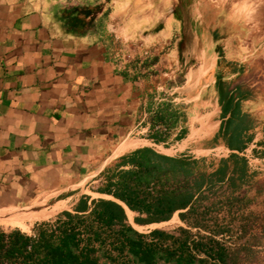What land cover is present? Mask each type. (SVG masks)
Instances as JSON below:
<instances>
[{
    "label": "crops",
    "instance_id": "1",
    "mask_svg": "<svg viewBox=\"0 0 264 264\" xmlns=\"http://www.w3.org/2000/svg\"><path fill=\"white\" fill-rule=\"evenodd\" d=\"M181 3L0 0V209L49 197L69 198L62 212L73 214L116 205L115 230L142 233L183 227L204 193L214 207L232 201L221 189L247 187L255 174L238 152L257 142L264 155L251 43L224 38L198 9L183 16ZM71 5L94 10L79 30L63 20ZM138 37L130 62L114 59ZM150 44L156 52L141 64ZM189 136L190 150H179ZM130 140L140 144L123 151ZM217 147L230 154H193Z\"/></svg>",
    "mask_w": 264,
    "mask_h": 264
},
{
    "label": "trees",
    "instance_id": "2",
    "mask_svg": "<svg viewBox=\"0 0 264 264\" xmlns=\"http://www.w3.org/2000/svg\"><path fill=\"white\" fill-rule=\"evenodd\" d=\"M93 13V8L71 6L63 20L79 30ZM189 212L197 213L198 204ZM61 214L38 223L33 234L0 226V264H216L215 260L228 264L233 252L214 236L200 234L195 239L186 228L179 235L162 229L139 233L126 225L115 230L116 219L122 217L116 205L104 209L96 204L88 215ZM228 230L218 227L210 232Z\"/></svg>",
    "mask_w": 264,
    "mask_h": 264
},
{
    "label": "rangeland",
    "instance_id": "3",
    "mask_svg": "<svg viewBox=\"0 0 264 264\" xmlns=\"http://www.w3.org/2000/svg\"><path fill=\"white\" fill-rule=\"evenodd\" d=\"M191 4L193 6H190ZM178 8H180L179 12L183 16L192 14L193 10L198 9L199 20L205 16L208 21H211L212 26L217 24L220 29H223L224 38L230 37V35L241 36L246 39L248 45L251 43V74L252 79L257 81L260 86V107L264 109V0H183L181 7L178 6ZM228 30L231 31L228 32ZM226 33L228 34L226 35ZM134 42L137 43L135 40ZM173 45L169 46L172 48ZM150 46H153L152 51L156 52V45L150 44ZM192 140L191 136L185 138L177 145V148L187 152V150H190L189 146ZM223 149L210 151L200 149L193 154L200 158L214 157L219 160L224 158L220 152ZM224 151L226 154H230L227 149H224ZM252 174L255 175H251L248 179L246 182L247 187L244 190H237L239 191L237 193H235L236 190L231 192L228 188L220 190L219 197L231 198L232 200L231 202L224 201V205L217 203L213 207L211 201L216 199L209 198V194L204 193L198 203V212L192 213L188 218V223L186 222L183 225L184 228L190 229L192 234L194 232L197 234L203 231L210 232L218 227H228L229 230L224 232V236L218 239L233 251L228 259V264H264V172H253ZM55 199L49 197L40 200L31 205L38 207V210L23 214H19L17 211L0 209V216L6 214V217L0 218V226L6 230L20 229L25 233L33 234V229L38 223L55 220L62 215L60 212L69 208L70 199L64 198L65 202L60 207L55 208L53 212H50V209H53L52 205L59 204V202H55ZM27 207L29 206H19L17 209L29 211L26 209ZM46 207L50 211L42 212ZM13 214L29 220H12L13 217L8 215ZM193 223H202L203 225L196 227L192 226ZM174 227L179 229L182 226L177 227L174 220L159 226V228L171 232ZM150 229L152 228L148 227L141 230H144L142 233H148ZM211 233L213 234V232Z\"/></svg>",
    "mask_w": 264,
    "mask_h": 264
},
{
    "label": "built area",
    "instance_id": "4",
    "mask_svg": "<svg viewBox=\"0 0 264 264\" xmlns=\"http://www.w3.org/2000/svg\"><path fill=\"white\" fill-rule=\"evenodd\" d=\"M130 41H134V40L131 39V40L125 41L124 43H122L123 45L120 46V48L116 49L115 52L113 53L114 59H116L119 63H123L124 65L130 62V59H129L130 49L127 46V44ZM135 41L138 43L141 42L143 44L145 40L138 37V39H136ZM147 47L148 48L145 49V53H144L145 57L143 58V60H141V64L144 63L145 58L151 55L153 46H147ZM218 149H220V147L214 148L213 150H218ZM227 151L230 152V150H227ZM220 152L222 153V154L220 153L222 157L227 155L224 149L221 150ZM238 154L243 156L246 159L249 169L251 170L252 173L253 172H264V155L262 156L261 154L257 153V142L248 144V146L244 150L238 152ZM220 205H224V203L220 202ZM200 234L211 235V236H214L216 239H220V237L224 236V234L215 235V234H212L211 232L203 231L202 233L200 232L199 234L194 232L193 237L195 239H198L199 238L198 236ZM194 252L197 253L195 250ZM198 256H201V255L198 254ZM214 262H216V264H224L218 260H215Z\"/></svg>",
    "mask_w": 264,
    "mask_h": 264
},
{
    "label": "bare ground",
    "instance_id": "5",
    "mask_svg": "<svg viewBox=\"0 0 264 264\" xmlns=\"http://www.w3.org/2000/svg\"><path fill=\"white\" fill-rule=\"evenodd\" d=\"M143 140V139H142ZM144 141V140H143ZM150 143V142H149ZM140 143L139 142H137V141H133V140H130V141H128V143H126L125 145H124V147H123V151L125 150V151H127V150H130V149H132V148H134V147H137L138 145H139ZM145 144V143H144ZM154 144V143H153ZM160 145V144H159ZM141 146V145H140ZM143 146V145H142ZM160 146H162V145H160ZM159 147V146H158ZM172 148V147H171ZM168 149V148H167ZM166 149V150H167ZM61 205H58V206H55L54 207V209L53 210H46L45 212H52V211H54L55 210V208H58V207H60ZM23 209V208H22ZM18 211H19V214H23V213H27V212H31V211H35V210H31V211H25V210H19L18 209ZM10 216H17L16 214H13V215H10ZM19 216V215H18Z\"/></svg>",
    "mask_w": 264,
    "mask_h": 264
},
{
    "label": "water",
    "instance_id": "6",
    "mask_svg": "<svg viewBox=\"0 0 264 264\" xmlns=\"http://www.w3.org/2000/svg\"><path fill=\"white\" fill-rule=\"evenodd\" d=\"M27 210L31 211V210H38L39 208L38 207H35V206H29L26 208Z\"/></svg>",
    "mask_w": 264,
    "mask_h": 264
}]
</instances>
